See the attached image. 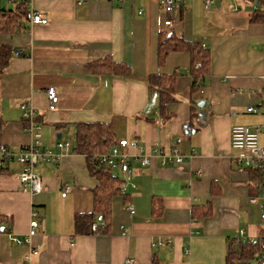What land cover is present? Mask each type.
I'll return each instance as SVG.
<instances>
[{"label": "crops", "instance_id": "1", "mask_svg": "<svg viewBox=\"0 0 264 264\" xmlns=\"http://www.w3.org/2000/svg\"><path fill=\"white\" fill-rule=\"evenodd\" d=\"M4 1L13 4L0 0L2 8ZM215 1L206 9L205 0H187L169 30L159 0H32L49 23L22 21L13 33H0V46L13 51L0 72V146L17 154L34 143L21 109L29 104L42 125L41 151L59 156L35 168L41 193L22 189L19 163L0 168V264H25L30 246L38 251L32 264H227L229 239L241 231L264 239V199L250 202L261 195V174L240 164L231 146L235 125L261 127L264 146V110L248 112L264 99V22L252 20L264 0ZM162 32L207 53L200 92L192 93L189 51L172 52L159 65ZM98 61L123 64L130 75L98 72L91 66ZM176 72L165 114L157 100L145 113L148 76ZM49 88L59 96L54 110ZM92 123L111 124L116 141L137 139L141 149L131 154L151 163L132 164L129 181L137 188L114 197L106 228L77 234L75 217L94 212L100 185L76 150L78 126ZM58 141L71 145L59 149ZM174 147L196 155L163 165L160 153L171 156ZM34 213L39 226L31 245L14 243L27 237ZM234 263L257 264L239 256Z\"/></svg>", "mask_w": 264, "mask_h": 264}, {"label": "built area", "instance_id": "2", "mask_svg": "<svg viewBox=\"0 0 264 264\" xmlns=\"http://www.w3.org/2000/svg\"><path fill=\"white\" fill-rule=\"evenodd\" d=\"M26 1L29 5V10L26 15L25 20L31 24V26L36 25H47L49 20L47 17L36 11L32 7V0H10L14 5L20 4ZM187 0H159L162 11L165 15L164 25L169 30L174 27V17L173 12L185 5ZM213 0H205V7L209 9ZM195 46V44H194ZM202 67L201 63L195 65L196 69ZM47 97L49 101V109L54 110L57 108L59 103V96L55 88L47 89ZM21 109L23 111V119L27 123V129L34 138V143L27 145L21 149L19 153L11 152L6 146H0V168L9 165L10 163L17 162L21 165V171L17 176L22 189L25 191H30L32 194L41 193L44 188L42 178L35 174L36 166L42 161L46 160L49 162H57L59 156L53 154L51 151L46 150L41 151L42 147V125L36 121L34 109L29 104H22ZM264 110V99L263 101L255 107L248 108V112H259ZM261 127L252 128L245 125H235L231 129V146L233 149L239 152L236 160L243 164L246 168L256 169L262 174L261 181V195L260 197H253L250 199L251 203H257L260 198L264 199V146L259 143ZM181 143V139L178 140ZM71 143L58 141L56 147L59 149L70 147ZM141 149L140 143L137 139H121L114 146H112L107 153L101 155H95L93 158L99 163L109 167L114 173L118 172L124 175V185L121 189V195L125 196L127 194V187H132L136 189L137 186L131 183L130 175L132 171V164L139 163L141 166H148L151 163L150 158L145 156H140L137 154H131V150ZM172 155H167L166 153L159 152L162 157V164H180L186 159H192L196 155V151L192 150L188 156L180 154V150L174 147L172 150ZM69 187L63 189V197H65L69 192ZM128 211L132 214L135 213V207L132 204L128 205ZM261 218L264 221V211L261 214ZM106 222L94 221L91 225V232L97 233L101 229L106 228ZM39 226V222L36 219V214L34 213L33 219L30 224V232L25 238L13 237L12 241L18 245H31L33 237L36 235V230ZM122 230L124 227H121ZM125 235V234H124ZM235 240V245H251L258 247L260 251V264H264V239L260 238H249L245 236L244 232L241 231L239 235L233 238ZM164 245L163 242H160ZM30 251L24 256L25 264H32L33 258L38 255V251L30 246ZM124 264H136L135 259H128Z\"/></svg>", "mask_w": 264, "mask_h": 264}, {"label": "trees", "instance_id": "3", "mask_svg": "<svg viewBox=\"0 0 264 264\" xmlns=\"http://www.w3.org/2000/svg\"><path fill=\"white\" fill-rule=\"evenodd\" d=\"M28 10L29 5L26 1L15 5L13 9H6L0 6V33H13L15 31V25L22 26V21L27 22L25 18ZM262 11H264V8L263 10L257 11V15H255L252 20L264 22V13H262ZM198 47H200L198 44L193 46L183 39L177 38L173 34L170 35L162 32L159 37L158 63L160 66L166 62L167 56L172 52L189 51L193 55L194 61L189 68L193 77V94L200 92L204 87L202 74L206 69L208 60L207 53L203 52L201 47L197 50L194 49ZM12 54L13 51L10 47L0 46V72L6 69ZM102 62L103 61H98L92 64V69L101 73L105 72L125 77L130 75V68L123 64L114 63L112 61ZM198 62L202 63V67L196 69L195 65ZM179 74L180 72L171 75L153 74L148 76L150 95L153 97L154 94H158L157 104L160 114L162 115L163 113L165 114L166 106L175 100L173 91L176 78ZM76 140V150L80 154L86 156L92 175L100 181V185L94 192V212L79 214L75 217L76 233L90 234L92 233V222H94L98 215H100L105 222L109 220L112 200L114 197L121 195V189L125 182L124 179L122 180L115 177V173L109 169V167L93 159L95 155L107 153L108 150L118 142L115 139V131L111 124L92 123L79 125ZM256 171L261 174L260 171ZM228 243L231 250L227 255V264H235L234 260L237 256L241 257V260H254V263L260 264V251L258 247L240 244L235 245V240L233 238L229 239Z\"/></svg>", "mask_w": 264, "mask_h": 264}, {"label": "water", "instance_id": "4", "mask_svg": "<svg viewBox=\"0 0 264 264\" xmlns=\"http://www.w3.org/2000/svg\"><path fill=\"white\" fill-rule=\"evenodd\" d=\"M219 1H220V0H216V1H215V4L218 5ZM157 96H158L157 93L153 95L152 100H151V103H150V104L146 107V109H145V113H149L150 110H151L152 108H154V106H155V104H156ZM203 106H204V102L199 103V107H203Z\"/></svg>", "mask_w": 264, "mask_h": 264}, {"label": "rangeland", "instance_id": "5", "mask_svg": "<svg viewBox=\"0 0 264 264\" xmlns=\"http://www.w3.org/2000/svg\"><path fill=\"white\" fill-rule=\"evenodd\" d=\"M7 1H8V0H7ZM5 2H6V1L3 2V5H4L5 8H7V9H13V7H15L14 4H11V3H9V2H8V3H7V2L5 3ZM6 6H7V7H6ZM115 177H117V178H119V179H122V180L124 179V175H122V174H120V173H118V172L115 173Z\"/></svg>", "mask_w": 264, "mask_h": 264}]
</instances>
